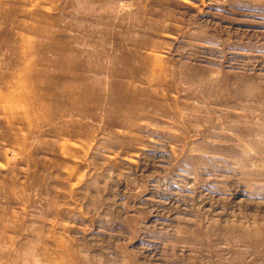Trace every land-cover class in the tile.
<instances>
[{
  "label": "rangeland",
  "instance_id": "1",
  "mask_svg": "<svg viewBox=\"0 0 264 264\" xmlns=\"http://www.w3.org/2000/svg\"><path fill=\"white\" fill-rule=\"evenodd\" d=\"M0 264H264V0H0Z\"/></svg>",
  "mask_w": 264,
  "mask_h": 264
},
{
  "label": "bare ground",
  "instance_id": "2",
  "mask_svg": "<svg viewBox=\"0 0 264 264\" xmlns=\"http://www.w3.org/2000/svg\"><path fill=\"white\" fill-rule=\"evenodd\" d=\"M1 107V106H0Z\"/></svg>",
  "mask_w": 264,
  "mask_h": 264
}]
</instances>
